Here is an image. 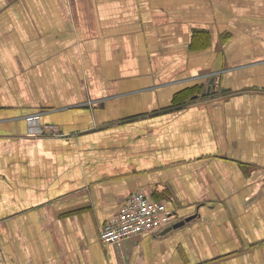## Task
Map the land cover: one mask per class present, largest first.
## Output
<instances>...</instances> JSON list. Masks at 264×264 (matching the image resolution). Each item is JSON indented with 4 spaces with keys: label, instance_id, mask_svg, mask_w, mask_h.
Wrapping results in <instances>:
<instances>
[{
    "label": "crops",
    "instance_id": "obj_1",
    "mask_svg": "<svg viewBox=\"0 0 264 264\" xmlns=\"http://www.w3.org/2000/svg\"><path fill=\"white\" fill-rule=\"evenodd\" d=\"M0 264H264V0H0Z\"/></svg>",
    "mask_w": 264,
    "mask_h": 264
},
{
    "label": "built area",
    "instance_id": "obj_2",
    "mask_svg": "<svg viewBox=\"0 0 264 264\" xmlns=\"http://www.w3.org/2000/svg\"><path fill=\"white\" fill-rule=\"evenodd\" d=\"M37 116H29V121L37 123L34 128H30L32 134L55 129L52 125L39 124ZM173 214L174 210L167 202L137 190L129 194L117 213L100 226L98 239L103 243H117L129 237L143 235L168 225Z\"/></svg>",
    "mask_w": 264,
    "mask_h": 264
},
{
    "label": "trees",
    "instance_id": "obj_3",
    "mask_svg": "<svg viewBox=\"0 0 264 264\" xmlns=\"http://www.w3.org/2000/svg\"><path fill=\"white\" fill-rule=\"evenodd\" d=\"M191 89H183L181 91H179L177 94L174 95L173 99L174 101L177 102H181L184 101L186 98H188L190 95L195 94V93H200L201 92V88H199L198 86H193L190 87Z\"/></svg>",
    "mask_w": 264,
    "mask_h": 264
},
{
    "label": "water",
    "instance_id": "obj_4",
    "mask_svg": "<svg viewBox=\"0 0 264 264\" xmlns=\"http://www.w3.org/2000/svg\"><path fill=\"white\" fill-rule=\"evenodd\" d=\"M212 81H213V78L210 79L209 84L206 86V89L202 91V95L209 93Z\"/></svg>",
    "mask_w": 264,
    "mask_h": 264
}]
</instances>
